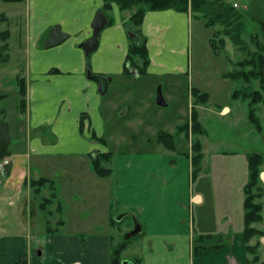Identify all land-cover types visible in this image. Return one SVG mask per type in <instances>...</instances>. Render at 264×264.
I'll return each instance as SVG.
<instances>
[{"label": "crops", "instance_id": "1", "mask_svg": "<svg viewBox=\"0 0 264 264\" xmlns=\"http://www.w3.org/2000/svg\"><path fill=\"white\" fill-rule=\"evenodd\" d=\"M16 3L18 6L6 9L16 21L15 25L0 31V56L3 54L2 46L7 43L4 51L6 55L1 56L6 62L5 66L0 65V77L12 74L10 77L14 82L10 92L15 94L16 101L13 111L19 109V116L14 117L12 113L9 119H14L13 127L20 122H24V126H19L20 133L14 136L13 122L6 121L12 141L15 139L18 142L14 153L10 151V155H7L12 163L0 180V264H14L23 254L27 255L28 264H111L112 234L109 228L110 220L113 214H117L118 208L120 214L128 215L132 220L136 216L142 224L138 241L140 249L135 257H140L142 264H247L250 256L246 252L243 233V190L248 179L247 154L251 151L242 153L243 163L240 168L234 163L231 165L230 174L226 169L228 158L218 163L220 172L229 174L231 182H238L237 203H234L235 196L229 199L227 194L229 201L221 211L214 210V185L206 181L213 173V166L210 172L206 171L205 145L202 169L197 177H193L191 138L187 136L189 145L183 153H176L175 149H169L157 140L158 148L152 151L124 156L113 154L109 162L114 160L115 168L104 164L111 169L110 175L99 176L92 166V156L101 152L99 149L92 151L95 146L92 141H105L102 136L106 124L103 96L114 75H127L124 70L132 42L130 38L136 39L138 43L143 38L149 57L146 74H140L134 68L129 70L130 73L145 75L156 81L166 79L167 87L176 86L183 82L182 73L189 67L188 53L193 34L191 21L195 15L173 8L149 10L141 25L136 26L140 33L131 30L130 37L128 21L137 9L121 10L116 2H112L107 9L104 8L106 0H21ZM18 7L27 12L24 27ZM99 9L103 10L108 22L99 34L98 47L86 54L82 45L93 34L92 23ZM131 10L133 13L128 15ZM0 14H3L2 10ZM9 17L7 13L6 16L0 15V23L9 21ZM19 24L21 32L17 38L14 32L15 26ZM57 25L68 37L46 48V40ZM13 37L14 44L11 47ZM22 49L27 58L25 65L18 69L20 63L18 58H14L17 56L16 50ZM10 60L16 63L12 69L6 67ZM224 73L210 77V83H205V87L190 82V87L209 94L206 103L195 105L201 122V111H204V115L219 114L225 118L243 111V100L240 99L236 100L234 106L215 107L210 101L214 95L218 97L223 93L234 99L233 91L228 89L229 78ZM90 75L112 78L104 94L100 93L99 84ZM19 79L24 80L25 95L20 93ZM0 88H6L3 80H0ZM7 92L0 89V95L5 96L0 98V102L7 99ZM191 95L192 91L189 97L193 106L194 97L192 95L191 102ZM164 100L166 102V98ZM206 104H209L208 108ZM7 110L5 107L0 109L4 118L8 116ZM179 125L172 130L161 131L175 134L176 143ZM48 126L55 132L53 141L47 139L44 129ZM98 128L103 129L101 136H97ZM39 129L40 133L34 132ZM159 132L148 141L151 145L155 144L154 138L157 139ZM69 142L80 144L81 148L76 149ZM34 158H40L45 170L40 167L32 171L30 164ZM55 158L63 159L53 163ZM62 160L67 162L63 166L65 169L60 163ZM72 167L78 170L80 179L76 180V176L71 178V172L70 175L65 173L66 170L72 171ZM59 175L62 176L61 180ZM39 177L52 179L55 189L46 186L36 194L26 181ZM260 178L263 183L264 165L261 166ZM58 181L67 185V191L78 196L77 201L71 197V203H68L61 196L64 189H60ZM43 191H48L49 195L52 192L56 194L54 203L45 210L40 207V203L47 196H42L40 201L37 198ZM114 200L118 202L115 211ZM58 201L61 209L56 211ZM36 202L39 210L45 212L40 216L45 225L38 231ZM195 207L198 209L193 211ZM50 210L52 214L48 213ZM49 217L54 219V226ZM99 220H104V224ZM192 220H200L197 231ZM83 222L93 227L85 228ZM262 224H257V227L264 229ZM134 225L132 223L128 231ZM49 226L58 229L49 232ZM199 234H223L230 243L220 248L207 247L196 255L193 254L192 246L194 237ZM258 240L261 243L260 251L264 252V236L254 237L250 243L255 244ZM125 260L134 263V259H122Z\"/></svg>", "mask_w": 264, "mask_h": 264}, {"label": "rangeland", "instance_id": "2", "mask_svg": "<svg viewBox=\"0 0 264 264\" xmlns=\"http://www.w3.org/2000/svg\"><path fill=\"white\" fill-rule=\"evenodd\" d=\"M225 3L226 0H223ZM235 1V0H233ZM239 3L240 10L245 16L241 17V21H244V28H242L239 33L241 39L245 42L248 41L249 51H253L256 49L255 44L251 41V35L259 32V21L264 22V0H236ZM115 4V3H114ZM18 6L16 2H0V10H2L3 14L6 16V13L10 16V20L6 22L0 23V31L11 28L15 25L14 18L12 14L8 12L10 7ZM22 13V25L24 27L25 18L27 16V12L24 8L18 7ZM137 7L133 11H135ZM246 9L247 11H245ZM191 8L188 9V12L193 13ZM6 12V13H5ZM133 13L132 10L129 12ZM202 15L203 13L200 12ZM206 13V12H205ZM197 16L192 18L191 24L193 26V34L190 40V48L188 57L190 60L189 67L182 73V83H177L176 86L167 87V80L160 79L156 81L155 79H151L145 75H139L138 73L129 72L127 75L120 77L119 75H114L113 80L110 82L109 89L107 93L103 96V114L106 120L105 130L102 134L105 141H101L95 139L92 141L93 145L92 151L99 149L101 152H113L114 156H124L128 153H135L141 151H152L155 148H158L157 139L154 138L155 144L151 145L148 142L151 138H153L157 132L165 129L172 130L174 126L177 124L184 123L187 118L190 116V93L191 88L190 82L196 84L197 86L205 87V83H210V77L220 76V74H227L231 71L239 69L237 62L243 58L249 57V54L243 52V48L239 47V45L234 43V39L236 36H230L227 34V25L220 23L219 21L213 24V26H206L209 21V18L205 15ZM210 15H214L215 13L210 12L206 13ZM6 18V17H5ZM4 21V19H2ZM129 28V36H131V30H136V26H133L130 21H128ZM15 34L18 38V34L21 32V26H15ZM234 38V39H233ZM130 38V42H131ZM16 43V42H15ZM14 44V37L11 40V47ZM217 46V49H214V46ZM9 53V50L7 51ZM12 53V52H11ZM17 56L14 60H17L20 64L19 68H22L25 65L26 60V52L22 50H16ZM4 54V52H3ZM5 57V56H4ZM0 56V65L5 66V59ZM2 60V61H1ZM14 60L8 61V65L6 67L8 69H12L16 63ZM12 75V74H11ZM11 75H7L6 77H0V80L6 84L5 89L9 94L7 99L3 102H0V109L2 107L8 108V116L4 118V115L1 114L0 111V119H4V121H11L12 123V132L14 136H18L20 133V127L24 126V122H20V124H15L14 119H9V115L12 113L14 117L19 116V109H15L13 111L15 94L10 92L11 85L14 82ZM111 76V75H109ZM229 78V77H226ZM94 81V80H93ZM163 85V87H162ZM248 88L249 91L260 88L259 82L254 81L251 86L242 80H231L229 78V90L234 91L235 89L240 88ZM162 90L164 98H166V106H159L157 104V95L158 91ZM5 93V92H4ZM193 97L191 95V102ZM237 99H232L230 96H226L224 93L221 96L214 95L210 101L213 106L217 107V105H231L234 106L236 104ZM241 100V99H240ZM16 102V101H15ZM239 102V101H238ZM239 104V103H238ZM21 104H19L20 106ZM243 111L240 113H234L233 115L225 117L219 116V114H203L204 111H201V120L204 123V126L207 130L206 135H202L199 138L203 141L204 152H205V163L204 166H208L206 171L210 172L211 167L213 166V173L209 178L206 179L208 184L214 185V210L221 211L223 206L227 204L228 197L232 199L235 196L234 203H237V195L236 190L238 187V182L230 181L229 174L232 172V164L235 166L241 167L243 163L242 153H245L246 150L251 152H257L264 154V107L263 105H258L257 115L260 118V121L263 125V131L258 132L251 122L248 120V101H243ZM18 107V105H16ZM206 107H209V104H206ZM200 108V107H198ZM241 109V107H240ZM219 111V108H217ZM233 110H235L233 108ZM218 115V116H215ZM237 120V121H236ZM10 122V123H11ZM9 123V125H11ZM47 135V139L50 141L54 140L55 132L52 131V128L48 126V128L44 129ZM41 129L34 130L35 133H40ZM103 129H96L97 136H101ZM26 134V131L23 135ZM152 134V135H151ZM86 135V133H85ZM49 137H52L49 138ZM89 141V139L86 138ZM18 140L13 139L9 150L14 153V149L16 148V143ZM26 143V142H22ZM177 146L175 149L176 153H183L188 149L189 140L185 137L183 133L181 136L178 134L177 136ZM69 145L75 147L76 149L81 148L80 144L70 143ZM24 148L26 146H23ZM91 151V152H92ZM220 151V152H218ZM218 152V153H217ZM93 154V152H92ZM178 155V154H177ZM217 155V157H216ZM222 156V157H221ZM227 161V172L229 174H225V172H220L218 170V163ZM63 158H55L53 159V163L57 160ZM235 159H237L235 161ZM85 162V161H84ZM207 162V163H206ZM62 168L67 163L65 161L60 162ZM203 163V162H202ZM246 164V161H245ZM44 164L40 162V158H34L30 164V167L33 172H35L36 168H40L45 170L42 167ZM108 167L115 168V161L109 162L105 164ZM247 167V166H246ZM85 168L87 166L85 165ZM71 178L76 176V180L80 179L81 176L75 167H72V171H65L66 174L70 175ZM95 176L96 173L92 172ZM236 173V172H235ZM56 176V175H55ZM61 180L62 176H58ZM3 179L2 174H0V180ZM69 181V180H68ZM59 182V181H58ZM60 184V189L63 190V194L59 193V195L63 196L67 199L68 203H71V197L74 201H77V197L75 193L67 191L66 184ZM74 184V182L72 183ZM71 184V185H72ZM264 186V182L262 183ZM63 185V186H62ZM70 187V185H69ZM228 194V197H227ZM48 191H43L41 195L37 196L38 201L41 200L42 196H48ZM90 197V196H89ZM114 210L116 209L118 202L114 200ZM35 212V220L37 222V229L40 227H44L45 222L41 219L40 216H43L41 210H39L38 204L36 202ZM198 208L195 207L193 211H196ZM119 208L116 210L117 214H113L114 220H110L112 234V240L114 245L122 242L124 240V235L128 231V227L132 226V223L135 224V221L132 220L130 216H121ZM52 221L53 226L55 223L54 219L49 217ZM74 220H72L73 222ZM86 221V220H85ZM102 224H104V220H99ZM192 225L194 226L195 231L198 229V225L200 224V220H192ZM113 222H116V224ZM84 223V222H83ZM264 223V222H263ZM85 225V228L93 227L91 225ZM264 226V224H262ZM140 236H136L130 240L129 244L123 250L122 259H131L135 260L137 256L138 250L140 249V244L138 241L140 240ZM121 244V243H120ZM261 261L264 264V252L261 250ZM140 258V257H139ZM133 260V261H134ZM137 264L136 262H134ZM142 264V262L140 263Z\"/></svg>", "mask_w": 264, "mask_h": 264}, {"label": "trees", "instance_id": "3", "mask_svg": "<svg viewBox=\"0 0 264 264\" xmlns=\"http://www.w3.org/2000/svg\"><path fill=\"white\" fill-rule=\"evenodd\" d=\"M3 2H17L21 0H0ZM116 2L121 10L133 9L137 7V10L132 14L130 21L133 25L139 26L142 23L144 15L149 10H163V9H176L179 11L188 12L191 8L194 14L197 16L204 17V13H215L214 15L206 14L209 18L206 26H213L216 22L227 25V34L230 36H236L234 43L243 48V52L249 54V57L243 58L237 62V70L231 71L225 74V77H229L231 80H242L248 85L254 81L259 82L260 88L249 91L248 88L235 89L232 92L234 99H241L248 101V119L253 127L258 131H263V125L260 118L257 115L258 105L261 104L264 107V22H258L259 32L251 35L250 39L254 42L256 49L249 51L248 41L245 42L241 39L239 31L244 28V21H241V17L245 16L244 13L239 12L240 10L234 8L231 4L225 3L223 0H106L104 6L105 9L110 8V4ZM202 12L203 15L200 13ZM136 32L140 33L137 29ZM142 39V40H141ZM141 43H138L136 39H132L130 44L129 52L126 56L125 70L124 73L128 74L131 68L137 70L140 74L147 73V66L149 64L148 49L143 38ZM214 49L217 46L213 45ZM7 49V43L2 46L3 52ZM5 53V52H4ZM6 55L2 54L1 56ZM129 63V66L127 65ZM20 93L26 94L24 80L19 79ZM192 95L194 97V105L191 108L190 116L187 120L179 125L177 133H184L187 138H191V163L193 168V177H197L202 169V161L204 157L203 143L200 136L206 134V129L203 123L199 120V113L195 105L206 103L209 100V94L201 91L197 88H192ZM5 96L0 95V98ZM25 102L24 99L21 100ZM95 137V136H94ZM96 138V137H95ZM104 140L103 138H101ZM158 142L164 144L169 149H176L175 134L160 131L157 136ZM6 155H10V151L7 150ZM113 157L111 151L108 152H97L95 156H92V166L95 172L99 176H107L111 174V169L104 166ZM248 160V179L244 186V226L243 233L246 242V252L249 254L247 264H263L261 261L260 248L261 243L258 240L255 244H251L250 240L254 237L260 238L264 236V229L257 227V224L264 222V186L261 182V166L264 165V154L257 152H249L247 154ZM29 183V184H28ZM26 184L33 187L36 194H39L44 187L49 186L51 189H55L54 181L46 177H39L37 179L30 178ZM56 194L52 192L51 195L43 197L40 207L45 210L51 206L56 200ZM61 204L58 201L56 211L60 210ZM52 214L53 211H48ZM48 214V215H50ZM114 220V219H112ZM116 223V222H113ZM58 229V228H56ZM49 226V232L56 231ZM139 236V235H138ZM133 239V238H131ZM124 240L114 245L113 240L111 244V264H121L122 253L130 240ZM229 239L223 234L211 235V234H199L193 239V254H200L203 249L207 247L220 248L228 244ZM230 243V242H229ZM140 258H135L134 262L137 264L141 263ZM14 264H28V257L26 254L21 255Z\"/></svg>", "mask_w": 264, "mask_h": 264}, {"label": "water", "instance_id": "4", "mask_svg": "<svg viewBox=\"0 0 264 264\" xmlns=\"http://www.w3.org/2000/svg\"><path fill=\"white\" fill-rule=\"evenodd\" d=\"M107 22L108 20L106 18L105 13L103 12L102 9H99L92 23L93 34L82 45L86 54H89L91 51L95 50L98 47L99 34L101 30L105 27ZM131 36H132V33H131ZM67 37L68 35L62 33L60 26L57 25L52 29L49 38L46 40L45 47L46 48L53 47L63 42L64 40H66ZM90 78H92L95 82L99 84V91L102 94L106 92L108 88V82L109 80L112 79L111 77H105L101 75H90ZM157 103L162 106L166 105V102L161 93V90L158 91ZM11 141H12V138L9 132L8 125L4 120L0 119V159L6 155V152L11 145ZM121 216H124V215H121ZM134 221H135L134 228L127 231L126 234L124 235L125 240L134 238L142 232V224L139 222L136 216H134ZM122 263L123 264H134L131 261H126V260L122 261Z\"/></svg>", "mask_w": 264, "mask_h": 264}, {"label": "built area", "instance_id": "5", "mask_svg": "<svg viewBox=\"0 0 264 264\" xmlns=\"http://www.w3.org/2000/svg\"><path fill=\"white\" fill-rule=\"evenodd\" d=\"M229 4H231L234 8L238 9L240 8L238 1L233 0H226ZM12 163V160L8 156H4L0 159V174L4 175L7 173L10 165Z\"/></svg>", "mask_w": 264, "mask_h": 264}]
</instances>
